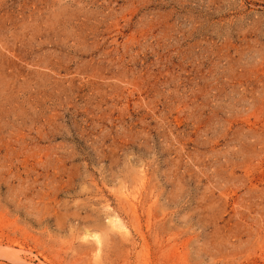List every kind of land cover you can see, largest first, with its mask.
<instances>
[{
  "label": "rangeland",
  "instance_id": "374dc122",
  "mask_svg": "<svg viewBox=\"0 0 264 264\" xmlns=\"http://www.w3.org/2000/svg\"><path fill=\"white\" fill-rule=\"evenodd\" d=\"M0 264H264V0H0Z\"/></svg>",
  "mask_w": 264,
  "mask_h": 264
}]
</instances>
